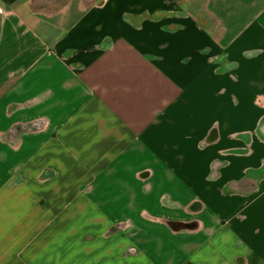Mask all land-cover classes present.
I'll return each instance as SVG.
<instances>
[{
    "label": "crops",
    "instance_id": "obj_1",
    "mask_svg": "<svg viewBox=\"0 0 264 264\" xmlns=\"http://www.w3.org/2000/svg\"><path fill=\"white\" fill-rule=\"evenodd\" d=\"M0 264H264V0H0Z\"/></svg>",
    "mask_w": 264,
    "mask_h": 264
},
{
    "label": "rangeland",
    "instance_id": "obj_2",
    "mask_svg": "<svg viewBox=\"0 0 264 264\" xmlns=\"http://www.w3.org/2000/svg\"><path fill=\"white\" fill-rule=\"evenodd\" d=\"M65 226H66V225H63V224H54V225H52L53 230H54L55 232H61V231H64ZM77 246H78V245H77V241H70V247H77Z\"/></svg>",
    "mask_w": 264,
    "mask_h": 264
}]
</instances>
